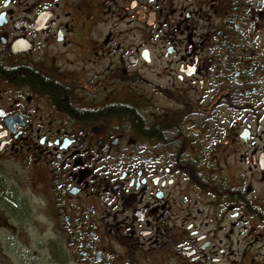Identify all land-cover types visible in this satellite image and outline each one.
<instances>
[{
    "label": "flooded vegetation",
    "instance_id": "flooded-vegetation-1",
    "mask_svg": "<svg viewBox=\"0 0 264 264\" xmlns=\"http://www.w3.org/2000/svg\"><path fill=\"white\" fill-rule=\"evenodd\" d=\"M0 264H264V0H0Z\"/></svg>",
    "mask_w": 264,
    "mask_h": 264
},
{
    "label": "rangeland",
    "instance_id": "rangeland-1",
    "mask_svg": "<svg viewBox=\"0 0 264 264\" xmlns=\"http://www.w3.org/2000/svg\"><path fill=\"white\" fill-rule=\"evenodd\" d=\"M32 184H31V182L29 181V183H28V185L27 186H25L24 188H22L23 190H25V189H27V191L28 192H31L32 191Z\"/></svg>",
    "mask_w": 264,
    "mask_h": 264
}]
</instances>
